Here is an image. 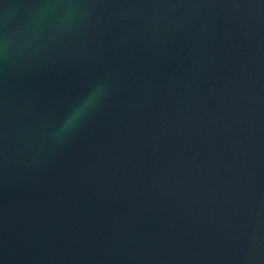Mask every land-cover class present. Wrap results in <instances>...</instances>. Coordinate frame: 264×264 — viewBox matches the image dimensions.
<instances>
[{"label":"water","instance_id":"95a60500","mask_svg":"<svg viewBox=\"0 0 264 264\" xmlns=\"http://www.w3.org/2000/svg\"><path fill=\"white\" fill-rule=\"evenodd\" d=\"M0 264H264V0H0Z\"/></svg>","mask_w":264,"mask_h":264},{"label":"clouds","instance_id":"9594fccd","mask_svg":"<svg viewBox=\"0 0 264 264\" xmlns=\"http://www.w3.org/2000/svg\"><path fill=\"white\" fill-rule=\"evenodd\" d=\"M89 100H85L84 104H82L79 108H77L69 117L65 123V128H69L86 110L88 106Z\"/></svg>","mask_w":264,"mask_h":264}]
</instances>
